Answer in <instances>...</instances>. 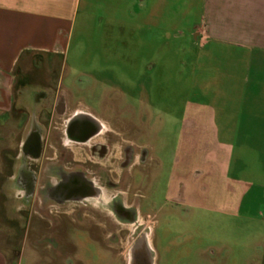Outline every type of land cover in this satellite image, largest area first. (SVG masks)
Instances as JSON below:
<instances>
[{
  "label": "rangeland",
  "instance_id": "obj_1",
  "mask_svg": "<svg viewBox=\"0 0 264 264\" xmlns=\"http://www.w3.org/2000/svg\"><path fill=\"white\" fill-rule=\"evenodd\" d=\"M172 36L158 58L58 61L56 77L70 94L36 96L41 160L35 166L25 153L16 159L12 137L0 143V247L11 258L21 252L19 264H126L134 242L152 237L159 263L264 264V205L235 214L213 202L191 204L197 192L187 204L177 194L176 177L193 167L191 157L180 167L177 140L178 111L192 98L191 58L184 57L191 55V35ZM59 102L93 113L118 138L94 170L111 198L104 208L47 196L53 168L65 166L68 151ZM31 114L25 112L26 129ZM72 149L75 160L91 159L84 146Z\"/></svg>",
  "mask_w": 264,
  "mask_h": 264
},
{
  "label": "crops",
  "instance_id": "obj_2",
  "mask_svg": "<svg viewBox=\"0 0 264 264\" xmlns=\"http://www.w3.org/2000/svg\"><path fill=\"white\" fill-rule=\"evenodd\" d=\"M171 32L191 35L192 98L177 140L180 167L189 157L193 167L176 177L177 194L235 214L264 205V0H0V143L15 139L22 158L36 96L70 94L58 61L158 58ZM18 254L0 247V264H19Z\"/></svg>",
  "mask_w": 264,
  "mask_h": 264
},
{
  "label": "flooded vegetation",
  "instance_id": "obj_3",
  "mask_svg": "<svg viewBox=\"0 0 264 264\" xmlns=\"http://www.w3.org/2000/svg\"><path fill=\"white\" fill-rule=\"evenodd\" d=\"M56 111L60 117H64L63 135L68 144V151L65 154V166L62 168L56 166L53 168L54 170L52 169L54 178L51 181L47 196L52 201H76L78 203H88L97 208H104L111 198L106 195L104 187L94 177V170L98 169V166L103 167L99 160L108 153L110 145L113 148V145L118 142V138L114 131L108 130V132L107 125L89 111L71 107L70 104L66 105L63 102L57 104ZM37 119L39 120V118ZM105 137L110 139L106 141L104 140ZM44 140L45 137L41 135L39 122L33 120V125L29 128L23 143V153L34 158L35 166L42 158V143ZM72 144L84 146L91 159L86 161L75 160ZM128 158L129 156H127L125 164L128 163ZM53 160L56 161V159ZM115 209L119 212L118 207ZM154 241L155 237L151 239L142 238L140 241L134 242L126 264H192L183 262L159 263L158 256L155 253Z\"/></svg>",
  "mask_w": 264,
  "mask_h": 264
},
{
  "label": "bare ground",
  "instance_id": "obj_4",
  "mask_svg": "<svg viewBox=\"0 0 264 264\" xmlns=\"http://www.w3.org/2000/svg\"><path fill=\"white\" fill-rule=\"evenodd\" d=\"M50 222V221H49Z\"/></svg>",
  "mask_w": 264,
  "mask_h": 264
}]
</instances>
